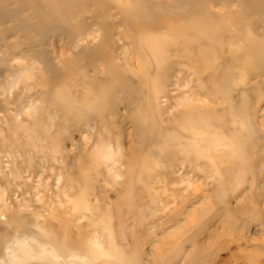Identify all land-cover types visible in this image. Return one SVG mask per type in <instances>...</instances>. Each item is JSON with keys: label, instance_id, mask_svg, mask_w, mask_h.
I'll return each mask as SVG.
<instances>
[{"label": "rangeland", "instance_id": "374dc122", "mask_svg": "<svg viewBox=\"0 0 264 264\" xmlns=\"http://www.w3.org/2000/svg\"><path fill=\"white\" fill-rule=\"evenodd\" d=\"M93 1L0 0V177L23 182L0 264H264V0ZM203 18L224 29L205 89L197 56L141 43ZM187 109L207 123L184 135Z\"/></svg>", "mask_w": 264, "mask_h": 264}, {"label": "bare ground", "instance_id": "6f19581e", "mask_svg": "<svg viewBox=\"0 0 264 264\" xmlns=\"http://www.w3.org/2000/svg\"><path fill=\"white\" fill-rule=\"evenodd\" d=\"M77 1V0H76ZM95 1V0H94ZM93 1V2H94ZM130 16L132 18H135V16H138V13L135 10H130L129 11ZM145 18H150V12L148 10L145 11L144 13ZM189 27L186 26L182 29L181 34L178 32V29H174V33L170 36H168L165 40L164 43H160L157 40H151L150 38H145L143 41H141L142 46L147 47L148 49L153 52L154 58L157 61L158 64H161L164 60L165 55L172 51L176 50L177 53H180L182 55H185L189 57V54H193L197 56V62L194 68V74L200 77V79L203 81V86L202 89H205V86L209 85L211 82L216 81V78L218 74L222 75L223 72V67L221 66L222 64L220 63L217 64L214 59L211 58L215 54L212 53V45L216 42V40H219L218 37L224 34V29L221 27L215 26L211 24L208 19H199L198 21H192L188 20ZM145 28L148 27V23H144L140 25V28ZM170 29L172 27L170 26ZM141 38H144L141 36ZM262 49H254L253 50V56L249 57V63L253 62L254 60H259V55H262ZM120 81V80H119ZM108 89L106 92H103L104 94L100 93L97 94L95 102L100 105L101 107L106 105L109 101H111V93L114 91L116 88V83L114 82H109L108 84ZM128 90V88H125ZM202 89L198 91L199 94H201ZM191 96H195V92L191 93ZM95 98V96H94ZM64 99V98H63ZM23 114L18 111L15 116H10V118H14L13 121H11V125L15 124L16 119H20V117L23 118ZM142 115L145 118L147 117L146 110L143 111ZM9 123V124H10ZM206 120L200 116H197L195 112L192 109H187L182 111V114L180 115L179 118V127H182V133L184 135L188 131L190 132L191 130H198L200 126H205L206 125ZM147 126L154 127L151 124V120L148 121ZM188 135V134H187ZM177 138V132H174L169 136V141H173ZM174 145L179 144L182 145L184 144L183 142L179 143H173ZM183 156L185 153H188V148L185 146L183 149ZM200 152V151H198ZM175 157L171 156L169 165L170 166H178L179 162L182 163V166L185 168L186 164L188 163L192 168H198L201 170L204 168L206 163L202 164V158L197 159L196 162H193L192 160L188 159L187 157ZM180 163V165H181ZM29 171V170H23V171H16L17 176L22 178L24 177L23 173ZM197 171V170H196ZM13 173V170L11 171ZM10 177L9 173V167L8 170L5 171V174L0 177V197H5L4 203H10L13 204V202L18 201L20 197L23 196L22 192L17 191L14 188V184L21 185L23 182L21 180H17L16 176L12 177V180H8L9 183H11V188L6 185H2V182L5 178ZM12 181L14 183H12ZM19 187V186H18ZM20 188V187H19ZM17 191L18 194L15 192ZM10 192H13L12 196L10 195ZM22 199V198H21ZM1 206L0 208H2ZM21 226H18L20 228ZM19 235H16L18 237ZM13 239L10 238H0V253L2 256V251H12V254H15L17 251L16 248L12 247L13 244ZM6 242V245L4 244ZM4 246H6L5 249H1ZM0 256V257H1ZM19 258H29V251H26V253H17L16 255Z\"/></svg>", "mask_w": 264, "mask_h": 264}]
</instances>
